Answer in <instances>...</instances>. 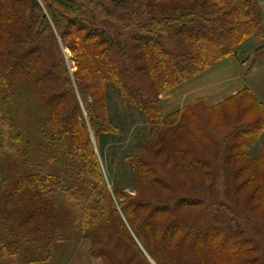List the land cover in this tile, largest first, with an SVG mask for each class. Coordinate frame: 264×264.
Masks as SVG:
<instances>
[{"label": "trees", "instance_id": "obj_1", "mask_svg": "<svg viewBox=\"0 0 264 264\" xmlns=\"http://www.w3.org/2000/svg\"><path fill=\"white\" fill-rule=\"evenodd\" d=\"M41 1L46 11L39 0H0V107L7 105L16 82L17 69L12 61L19 51L24 59L19 66L28 72L24 75L35 79L33 85L46 87L48 97L55 92L50 86H59V77L54 67L47 65L49 58L42 37L46 35L54 41L58 35L78 62L75 79L83 93L90 91L101 96L87 105L92 125H98L95 136L100 151L113 144L120 133L107 115L105 93L109 83L116 85L126 103L145 114L144 155L129 158L137 176L138 192L139 188L142 192V185L149 193L170 190L172 177L189 184L213 183L224 178L231 182L234 195L239 194L250 203L264 202L263 154L256 158L248 156L264 129V103L250 88L217 106L198 101L170 115L165 114L161 98L150 89L162 94L227 57L237 56L235 48L243 40L252 36L264 39L262 16L251 0H154L145 7L143 0V10H132L135 16L128 17L126 13L119 17L116 11L105 9L106 18L116 25L100 24L89 15L88 2H94L96 11L95 8L102 7L101 0ZM18 42L23 47L16 46ZM232 102L237 107L225 118L230 128L221 139L203 123L189 122L203 117L201 105L215 110ZM43 108L40 134L44 160L36 164L25 159V164L30 163L26 164V172L17 178L9 200L3 202L8 216L4 217L7 224L0 232V257L18 255L23 263L48 260L52 244L69 239L60 235L70 222L68 217L61 218L60 209L70 206L74 211L71 224L81 233L88 232L81 238L91 240L92 254L102 257L104 264H109L108 255L104 250L97 251L90 237H102L105 233L110 241L120 238L116 247L130 254V261L135 264L138 263L131 254L138 248L134 237L155 264H220L215 254L224 249L231 251V258L240 257L239 264L252 263V258L246 256L254 249L241 231L229 225L205 224L195 218V209L203 204L202 199L181 197L158 202L162 195L152 200L141 194L142 198L122 205L126 224L104 186L74 90L67 88L54 94ZM180 118L183 122L173 133L169 127ZM12 121L0 109L3 139L8 140L12 154L23 160L30 145ZM186 127L193 134L186 132ZM210 145L224 149L221 156L205 153L203 149ZM217 158L229 167L216 166ZM239 162V167L232 166ZM167 167L175 176L167 172ZM242 177L246 179L238 183ZM256 182L262 188L258 192L260 197L256 199L253 190L240 194L244 184Z\"/></svg>", "mask_w": 264, "mask_h": 264}, {"label": "rangeland", "instance_id": "obj_2", "mask_svg": "<svg viewBox=\"0 0 264 264\" xmlns=\"http://www.w3.org/2000/svg\"><path fill=\"white\" fill-rule=\"evenodd\" d=\"M148 1H150V3L154 2V0H144V7L149 3ZM39 2L43 5L44 10L46 11L44 3L41 0H39ZM116 2L111 0H101L100 3L102 7L95 8L97 9L95 11L93 7L94 2L92 1L88 2L86 9L91 13L89 15L93 16L100 24L110 25L111 23L116 25L111 19L106 18V15L104 14L105 9L111 12L116 11L117 14H119V17L120 15L128 13L127 16L129 17L130 14L131 16H135L134 13H132L133 9L139 13L141 10L140 8H142L141 5L143 4V0H116ZM253 6L258 12L257 7L255 5ZM102 8L104 9L102 10ZM132 23L135 24L134 19L132 20ZM117 26H119V24ZM133 27L134 26L131 25V31ZM18 40L20 41V39ZM71 40L72 39L70 38L68 41L70 42ZM244 42H246L245 45L241 46ZM262 43L263 39H260L257 36H252L243 40L236 46L235 49L237 51V55L238 50L240 49V57L242 56V59L248 58L247 56L249 53L247 49L252 51L250 53L251 56L249 57L250 61L245 63L246 73H252L257 68L259 63L264 62L262 52L259 54L258 58L255 57V49ZM16 46L23 47V44L18 42ZM42 46L47 52L46 56L49 58L47 65L52 68L54 67L53 69L56 72V76L59 77L58 82L60 84L57 87L49 85L55 90V92L48 97V95H46V87L42 89L33 85L32 82H34L35 79L31 78L29 74L27 76L24 75L28 72H24V70H21L19 66L24 60L21 57L20 51L12 61V65L17 69V72L15 73L17 78L19 74H22L23 76L20 75L18 80L16 78V82L12 85L11 91L9 92L11 96L8 99L7 105L5 107H0V109L2 114L4 112V115L14 121L12 122L15 123L18 130H20V132L26 137V140H28L27 142L30 145V149L29 153L25 156L26 158L19 160L18 157H15L12 154L8 140H6V138L3 139L0 129V215L2 212L5 213V215L7 214V211L4 210L5 208L2 209L1 206L3 205V202L9 200V197L12 195V191H15L18 183L17 178L23 175L27 170L26 164H30H25V159H29L30 162L32 161L36 164L37 161L41 164L44 160L45 153L40 134L41 118H43L45 114V110L43 108L44 103L46 100L52 98L54 94L63 92L67 88H72L82 112L80 116L81 121L86 124V129L94 147L96 159L100 171L102 172L104 186L106 191H108L111 195L110 197L117 209L118 215L124 219L125 223L126 218L122 212V205L128 204L133 200L140 199L142 198V195L145 198L149 197L152 200H154L157 195H162L161 200L158 202H172L173 199L181 197L202 199L203 204L195 209L197 211L195 218H198L205 224L217 226L229 225L230 228L241 231L244 234V237L250 241L249 247L254 249V251L249 253L248 256L243 254L246 257L252 258L253 261L249 264H264V202L255 201L250 203V201H245L241 196H239V194L234 195L231 182L226 181L224 178H218L213 183L206 182L204 184H189L190 182L181 183L179 180L172 177L174 181L170 180L172 183L170 190L159 193H149L146 191L145 186L142 185V192L141 188H139L138 192V183L136 182L137 176L135 175L133 166L130 164L131 162L129 161V158L144 155L142 141L147 136L145 126L147 118L145 114L140 112L134 105L126 103L121 98L116 85L109 83L106 89L107 93H105V95H107V115L111 124L117 127L120 130V133L115 136V142L113 144L109 145L103 152L100 151L95 136L98 125H92L91 116L87 111V105L94 103L96 100L100 99L101 96H94L90 91H88L86 95L83 93V89L79 86L80 82L75 79L77 71L79 70L78 62L74 59V53L71 48L64 44L58 35H56V40L54 39V41L44 35L42 37ZM240 46L241 48H239ZM242 48H244V50H242ZM125 57L123 56L122 60H124ZM25 61H30V59ZM69 80L71 81L70 84ZM260 80H264V77H261ZM150 89L151 93L155 97L157 96L158 98H161L162 94L158 93L157 89ZM236 105V102H232L229 105L221 106L215 110H209L201 105L200 113L203 117L201 119H191L189 122L191 123L195 120L203 123V127H206L214 134V136L221 139L229 133L230 124L228 123V119L225 118H229V116L236 110ZM245 106L246 105H242V108ZM246 114L243 115L244 118L246 117ZM181 118L176 119L169 127L173 133L177 132L181 126V123L183 122ZM243 120L246 121L245 119ZM186 132L193 134L188 127H186ZM203 150L205 153L219 154V156H221V152L224 151V149L221 150L212 145L204 148ZM260 154H263L264 157V129L248 151V156L250 155L252 158H256ZM218 159L219 158L214 160L216 166L220 165L221 169L224 166L229 167V164H220V159ZM241 164L242 163L239 162L233 164L232 166L237 168ZM221 169L218 171L223 177ZM166 170L171 176H175L172 173L174 171L171 170L170 167H167ZM245 179L246 177L238 179V183L244 181ZM257 183L258 182L253 183V185H249L247 183L244 184L243 191L240 194L243 195L249 190H253L254 196L257 199L260 197L258 192L262 189L259 188L260 184ZM117 192H119V194H117ZM18 195L20 196L21 194ZM60 211L63 212L61 218L66 219L68 217L67 221H70L61 229L60 235L69 238H81L83 235L88 234L87 231H83L81 233V231L71 224L70 219L71 215H74V211L70 206H63V210L60 209ZM66 213L69 215L66 216ZM116 236L118 237L120 234H117ZM133 236L135 235L133 234ZM90 238L93 240L97 251L104 250V252L108 255L109 260H107V262L109 264H129V262H131L130 254H127L125 250L119 251L117 248L119 245L117 242L120 238H117L116 240L112 239L110 241L106 233L102 237ZM134 238L138 247L137 249L132 248L135 250L134 252H131L134 261L138 264H155L139 240L136 237ZM88 240L91 242L90 239ZM230 254L231 251L224 249L223 251L221 250L219 253L215 254V258L219 260L220 264H239L238 259L240 257L231 258Z\"/></svg>", "mask_w": 264, "mask_h": 264}, {"label": "crops", "instance_id": "obj_3", "mask_svg": "<svg viewBox=\"0 0 264 264\" xmlns=\"http://www.w3.org/2000/svg\"><path fill=\"white\" fill-rule=\"evenodd\" d=\"M251 2L257 7L262 16L264 29V0H251ZM246 42L241 46L245 45ZM247 50L249 53L248 58L242 59V56L240 57L241 50L239 49L237 56H229L162 93L161 100L165 114H173L198 101H203L214 107L237 95L247 87L264 103V80H260L261 77H264V62L259 63L252 73H246L245 63L250 61L249 57L252 52L250 49ZM255 50L256 58L259 57L261 52L264 53V39L263 43ZM4 205L3 203L2 209H6ZM5 216L7 217V214L4 213L3 215V212L0 215V232L3 224H7ZM91 246V242L85 238L63 239L52 244L51 257L48 260L23 263L18 255H8L0 257V264H104L102 257L92 254Z\"/></svg>", "mask_w": 264, "mask_h": 264}]
</instances>
